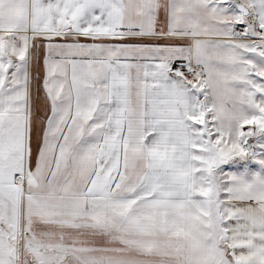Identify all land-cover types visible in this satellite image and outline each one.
<instances>
[{
  "label": "snow or ice",
  "instance_id": "1",
  "mask_svg": "<svg viewBox=\"0 0 264 264\" xmlns=\"http://www.w3.org/2000/svg\"><path fill=\"white\" fill-rule=\"evenodd\" d=\"M0 264H264V0H0Z\"/></svg>",
  "mask_w": 264,
  "mask_h": 264
}]
</instances>
